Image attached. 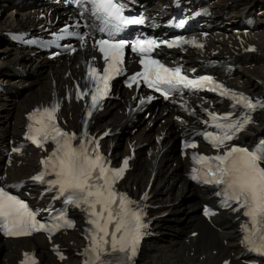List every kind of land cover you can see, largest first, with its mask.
I'll return each mask as SVG.
<instances>
[{"label":"snow or ice","instance_id":"obj_1","mask_svg":"<svg viewBox=\"0 0 264 264\" xmlns=\"http://www.w3.org/2000/svg\"><path fill=\"white\" fill-rule=\"evenodd\" d=\"M73 2L81 3L82 0H73ZM89 2L92 5V15L99 21V32L107 35V38L94 40L93 44L103 54L106 67L102 70V76L98 74L96 68H89L88 77L96 84L95 91L91 93L90 109L98 108L100 101L108 95L109 82L122 72L125 49L130 47L132 52L140 55L139 63L142 65V71L129 77L128 87L143 82L165 99H169L173 93H182L183 89L219 91L221 96L235 101L233 107L242 105L248 110V114H245L242 119H234L232 112L220 115L205 109L209 120L204 123H211L216 131H205L203 136L217 149V154L193 155V161L201 165V168H193V173L197 174H194L192 179L217 186L218 191L215 194L222 197L223 206L232 207L235 204L237 206L233 208V211L243 210L242 215L247 217V220L242 224V230L245 233L242 243L249 251L264 255V166H262L264 165V142H261V147L257 150L228 144L250 121L249 114L257 107H264V102L253 101L243 93L227 89L214 81L211 76L189 78L187 74L182 73L180 67H168L151 55L162 43L171 48L182 43L195 45V40L157 42L141 38L129 43L125 39H117V34L128 26L144 24V17L142 15L137 18L126 16L124 14L126 5L120 0H89ZM63 31L69 35H77L81 41V47L92 39L91 33L81 35L67 33V29ZM197 46L203 47V45ZM83 87L85 91H79L78 86L77 98L79 99L89 95L88 86ZM153 98L148 96L147 100L151 101ZM144 102V100L140 101L141 104ZM58 110L59 104H56L51 108L37 109L29 117L41 127L33 128L30 124V130L36 135H29L28 139L38 147H43V143L49 139L56 144L51 155L41 161L45 171L31 179L48 184V191L55 190L57 199L63 197L65 205L80 208L87 215V223L90 225L87 229V238L90 243L85 251L90 256L84 264H132L144 235L142 229L145 224L143 210L133 208L132 205L135 202L126 193L118 192L115 187L128 167V160L123 161V167L112 169L106 166L108 161L99 153L98 141L88 139L86 143L81 141L78 147H73L72 141L77 139L76 134L65 132L57 125ZM91 115L92 111L89 110L88 116ZM37 116L40 118L37 119ZM39 136H42V139L38 138ZM88 145H93L91 151ZM197 147L195 142L184 144L185 149ZM220 149H226V151L221 154ZM48 175H54L55 178L45 180ZM39 214V209H32L19 196L10 194L5 187H0V231L6 235L27 236L34 231L55 232L62 227L75 226L72 220L66 218L63 211L56 217L58 222L50 227L37 221L36 217ZM205 214H208L207 210ZM25 256L27 257L28 254L26 253ZM63 258L61 256V259ZM32 264L37 262L33 259Z\"/></svg>","mask_w":264,"mask_h":264},{"label":"bare ground","instance_id":"obj_2","mask_svg":"<svg viewBox=\"0 0 264 264\" xmlns=\"http://www.w3.org/2000/svg\"><path fill=\"white\" fill-rule=\"evenodd\" d=\"M228 2H232L233 7L259 5L260 9L264 10V0H228ZM2 3L9 5L5 16L3 15L6 8ZM35 3L37 0H0V14L2 13L0 52H5L3 54L7 58L0 65V82L5 84L11 92L20 86L28 85L30 88L28 93L15 102L12 121L0 130V149L6 142L5 135H15L23 124L25 113L41 101L50 100L54 92L61 91L62 87L68 83L69 77H66V74L70 72L72 75L76 72L75 63L72 67L69 66L70 60L67 62L63 59L62 62L54 63L44 59L31 60L24 53L17 52L4 43L2 33L13 26L25 27L24 19L30 18V11L36 9L33 7ZM258 20L260 25L251 38L257 40L263 52L259 57L250 59L252 67H243L233 73V79L241 80L243 87L252 93H259L261 89L258 83H264V11ZM17 66H22L26 70V77L13 76L11 67ZM33 76L36 78L33 79ZM119 94L122 95L121 91ZM8 97L11 98V95L0 93V111L4 108L2 100ZM120 110H122L120 102H110L96 121L94 131L101 133L122 120V117L118 115ZM63 114L70 124H75V120L78 119V112L74 107L64 108ZM159 115L156 113L154 118L147 120L149 126L153 124L152 127L147 126V122L144 121L134 134L130 135L128 131L127 134L123 133L120 136L109 138L107 142L108 149L115 144L112 149L113 158L121 153L128 154V144L147 145L146 153L145 149L143 150L144 155L141 152L138 153L133 171L123 183V186L130 187L137 193L147 192L152 207L150 212L154 219L155 232L160 235L158 240L151 242L148 249L142 252L138 264H220L222 260L238 252V229L229 220H222L221 228L224 233L221 237H217L220 233L199 219L195 208L203 195L185 182L182 173L186 164L178 160L174 153L173 127L169 120L165 124H158ZM163 118L166 119L167 115ZM259 118L257 125L243 135L245 141L251 140L256 134H264V115ZM159 131L165 132L168 137L161 146L160 154L157 155L154 152L156 146H151V140ZM150 150H152L151 153ZM37 157V154L32 153L27 162L8 170L7 173L11 179L29 178L31 171L36 167ZM149 186L150 189L147 191ZM190 228L199 231L197 239L188 237L193 231L189 230ZM59 242L69 250L81 246V240L76 233L62 237ZM22 250L36 251L41 264H58L51 256L46 242L39 237L19 240L15 243L4 242L0 239V254L4 251L0 264H14L19 259ZM213 251H215L214 256ZM68 255V260L62 264H78L73 251L68 252ZM202 257L203 259H200ZM230 259L231 264H237L232 261V257Z\"/></svg>","mask_w":264,"mask_h":264},{"label":"rangeland","instance_id":"obj_3","mask_svg":"<svg viewBox=\"0 0 264 264\" xmlns=\"http://www.w3.org/2000/svg\"><path fill=\"white\" fill-rule=\"evenodd\" d=\"M35 7V6H33ZM8 12V8H6V11L4 12L5 16ZM0 19H2V13L0 14ZM5 54V52H0V65L1 63L5 60L2 58V56ZM7 59V58H6ZM36 78V76H33V79ZM32 86V85H31ZM25 87V86H24ZM15 89V88H14ZM29 87L27 85V87L24 88V91H22L21 93L18 92V96L16 99L12 100L11 98H4L2 100L3 104H4V108L0 111V130H2L1 128L3 127V129L8 125V123L10 121H12V115H13V106L15 105V102L18 101L19 99H21L26 93L29 92ZM8 102V103H7ZM12 110V111H11ZM9 116V117H8ZM7 135V134H6ZM5 135V136H6ZM7 140V138H4ZM178 143H175L173 147H176ZM175 151V149H174ZM175 153V152H174ZM195 200V199H194ZM183 236V235H182ZM172 236H170L171 238ZM4 254V251L0 254V259L2 258Z\"/></svg>","mask_w":264,"mask_h":264}]
</instances>
